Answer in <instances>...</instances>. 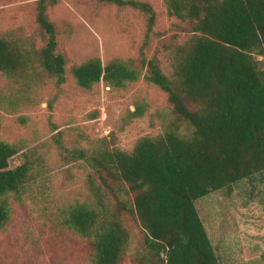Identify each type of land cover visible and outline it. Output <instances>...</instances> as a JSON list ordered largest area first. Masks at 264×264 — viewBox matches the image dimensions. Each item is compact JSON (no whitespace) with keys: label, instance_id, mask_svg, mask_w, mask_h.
I'll return each instance as SVG.
<instances>
[{"label":"trees","instance_id":"16d2710c","mask_svg":"<svg viewBox=\"0 0 264 264\" xmlns=\"http://www.w3.org/2000/svg\"><path fill=\"white\" fill-rule=\"evenodd\" d=\"M58 1L35 0L34 34L0 29V73L35 77L36 84L51 80L59 93L69 75L85 90L101 82L121 89L142 79L166 95L167 107L161 132L139 138L130 150L106 139L91 149H68L62 132L52 135L64 158L87 171L86 197L58 207L57 225L88 246L89 264H123L128 255L139 257L133 264H220L195 202L218 191L229 197L237 188L248 198L264 193V70L257 61L264 59V0H165L177 22L162 44L167 69L156 53L145 54L157 19L151 3L95 0L144 15L139 57L74 64L59 51L50 20ZM142 109L137 104L131 115ZM38 149L0 140V231L10 227L15 207L48 214L47 206L35 208L50 196L48 161ZM125 215L140 229L135 254H128Z\"/></svg>","mask_w":264,"mask_h":264},{"label":"rangeland","instance_id":"374dc122","mask_svg":"<svg viewBox=\"0 0 264 264\" xmlns=\"http://www.w3.org/2000/svg\"><path fill=\"white\" fill-rule=\"evenodd\" d=\"M141 1L151 3L157 14L145 54L149 58L156 53L167 69L168 52L162 44L175 34L176 19L168 16L165 0ZM34 8L35 0H0V29L20 27L34 34ZM49 16L58 29L59 51L70 63L92 57L104 64L114 58L126 62L139 57L146 19L138 11L95 0H59L49 8ZM185 35L181 33L180 40ZM260 60L264 70V59ZM34 80L19 81L0 73V140L22 144L25 149L39 146L38 152L47 158L50 196L35 208L47 206L48 214L14 208L10 227L0 231V264H89L88 246L57 225L54 215L67 201L86 197L81 189L87 171L64 158L52 135L62 132L60 140L68 149H91L94 142L106 139L130 150L139 138L161 132L166 95L142 79L121 89L101 82L85 90L69 75L61 93L51 80L38 84ZM137 104H142V114L133 116ZM120 198L129 199L125 193ZM195 206L220 264H264L260 259L264 253V193L248 198L241 188L229 197L218 191L197 200ZM123 219L130 238L128 254H135L142 241L139 226L132 217ZM138 258L128 255L123 264H133Z\"/></svg>","mask_w":264,"mask_h":264}]
</instances>
